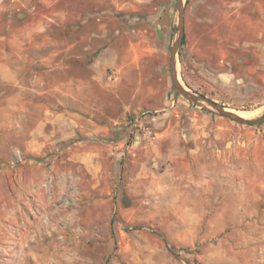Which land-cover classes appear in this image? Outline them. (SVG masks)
Returning a JSON list of instances; mask_svg holds the SVG:
<instances>
[{
  "label": "rangeland",
  "instance_id": "1",
  "mask_svg": "<svg viewBox=\"0 0 264 264\" xmlns=\"http://www.w3.org/2000/svg\"><path fill=\"white\" fill-rule=\"evenodd\" d=\"M177 2L0 0V264H264V121L176 95ZM184 37L185 86L264 113V0Z\"/></svg>",
  "mask_w": 264,
  "mask_h": 264
},
{
  "label": "water",
  "instance_id": "2",
  "mask_svg": "<svg viewBox=\"0 0 264 264\" xmlns=\"http://www.w3.org/2000/svg\"><path fill=\"white\" fill-rule=\"evenodd\" d=\"M179 24L177 26L178 36L174 40L171 47V57H170V73L173 80V86L176 90V95H183L186 98L192 100L195 103H200L202 105H208L217 110L221 115H224L232 120L243 124H258L264 121V113L257 118H248L240 115L233 110H230L224 104L209 98L208 96L191 90L183 84L181 81L179 71H178V56L180 52V47L182 45L185 36V0H178L177 2Z\"/></svg>",
  "mask_w": 264,
  "mask_h": 264
},
{
  "label": "bare ground",
  "instance_id": "3",
  "mask_svg": "<svg viewBox=\"0 0 264 264\" xmlns=\"http://www.w3.org/2000/svg\"><path fill=\"white\" fill-rule=\"evenodd\" d=\"M234 112H235V111H234ZM236 113H238V114H240V115H243V116H245V117H249L248 114H242V113H239V112H236Z\"/></svg>",
  "mask_w": 264,
  "mask_h": 264
},
{
  "label": "trees",
  "instance_id": "4",
  "mask_svg": "<svg viewBox=\"0 0 264 264\" xmlns=\"http://www.w3.org/2000/svg\"><path fill=\"white\" fill-rule=\"evenodd\" d=\"M121 15H125V13L124 12H122L121 13ZM69 30V29H68ZM185 42V37H184V40H183V43Z\"/></svg>",
  "mask_w": 264,
  "mask_h": 264
}]
</instances>
